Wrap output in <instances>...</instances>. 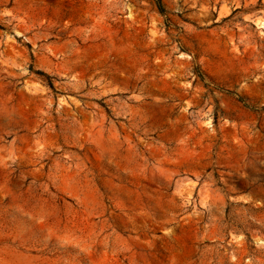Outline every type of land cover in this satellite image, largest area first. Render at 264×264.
<instances>
[{"label":"rangeland","instance_id":"1","mask_svg":"<svg viewBox=\"0 0 264 264\" xmlns=\"http://www.w3.org/2000/svg\"><path fill=\"white\" fill-rule=\"evenodd\" d=\"M0 264H264V0H0Z\"/></svg>","mask_w":264,"mask_h":264}]
</instances>
